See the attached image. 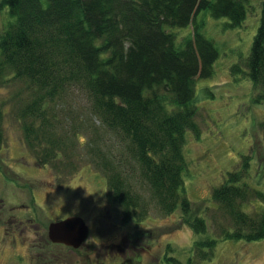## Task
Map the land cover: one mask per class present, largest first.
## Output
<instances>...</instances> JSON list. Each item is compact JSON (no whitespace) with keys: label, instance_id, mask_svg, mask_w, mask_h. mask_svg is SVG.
I'll return each mask as SVG.
<instances>
[{"label":"trees","instance_id":"trees-1","mask_svg":"<svg viewBox=\"0 0 264 264\" xmlns=\"http://www.w3.org/2000/svg\"><path fill=\"white\" fill-rule=\"evenodd\" d=\"M249 3L0 0V10L9 9L12 18L0 35V91L13 88L0 105V146L9 113L39 166L50 165L61 186V175L77 169L71 158L76 153L70 152L82 134L81 127L67 125L61 117L68 118L66 107L79 93L87 100L88 113L99 121L96 140L105 143L97 135L100 131L114 134L135 163L131 175L124 159L111 157L114 153L106 144L91 147L123 225L135 222L141 229L139 224L156 205L165 215L181 209L184 223L197 234L207 233L204 218L189 219L193 203L186 196L184 180L186 135L201 137L197 84L215 75L220 59L219 47L203 34L200 18L207 14L227 19V25L236 28L245 21ZM186 30L189 35L179 38L178 31ZM231 74L235 79L248 78L257 93L255 102H264V0L250 54L232 65ZM249 166L246 158L243 171L230 173L211 193L216 207L232 223L224 227L214 221L219 233L215 235L222 240H264V210H249L250 205L264 208V192L245 183ZM142 182L148 193L139 190ZM217 243V239L197 240L195 257L187 264L211 260ZM166 262L183 264L172 257Z\"/></svg>","mask_w":264,"mask_h":264},{"label":"rangeland","instance_id":"rangeland-1","mask_svg":"<svg viewBox=\"0 0 264 264\" xmlns=\"http://www.w3.org/2000/svg\"><path fill=\"white\" fill-rule=\"evenodd\" d=\"M261 4L262 0H250L245 21L236 28L228 26L227 19L207 14L199 17L203 34L219 47L220 59L215 75L197 84L201 137L192 132L186 135L184 180L186 196L193 203L189 219L204 218L207 233L199 235L184 224L181 209L165 215L156 205L139 224L141 229L135 222L123 226L122 214L111 203L104 174L94 164L91 147L99 143L95 138L99 121L88 113L87 100L78 93L66 107L68 118L64 114L61 117L67 125L81 127L80 143L71 152L69 148L70 153H76L71 158L77 169L64 172L65 177L60 174L61 186L50 165L39 166L23 141L18 122L6 114L0 146V264H42L45 261L40 253L60 256L57 264H166L167 257L186 264L195 257V242L208 238L218 243L212 259L202 264H264V240H222L215 235L219 233L214 221L226 224L224 227L232 223L211 199L214 188L230 173L243 171L246 158L250 166L245 183L264 192V102H255L257 93L248 78L235 79L231 74L232 65L250 54L260 25ZM10 21L9 9L0 10V35ZM189 33L178 31V37ZM12 93L13 88L1 90L0 105ZM98 133L105 139L99 144L103 148L106 144L115 160L123 158L133 175L135 163L129 161L121 139L112 133ZM147 189L142 182L139 190L148 193ZM255 206H249L250 212H263L264 208ZM69 217L83 218L91 228L92 234L80 250L47 243L49 224ZM116 243L120 245L114 246Z\"/></svg>","mask_w":264,"mask_h":264},{"label":"water","instance_id":"water-1","mask_svg":"<svg viewBox=\"0 0 264 264\" xmlns=\"http://www.w3.org/2000/svg\"><path fill=\"white\" fill-rule=\"evenodd\" d=\"M89 227L80 217H69L51 223L48 229L49 239L56 244H63L78 249L86 241Z\"/></svg>","mask_w":264,"mask_h":264},{"label":"flooded vegetation","instance_id":"flooded-vegetation-1","mask_svg":"<svg viewBox=\"0 0 264 264\" xmlns=\"http://www.w3.org/2000/svg\"><path fill=\"white\" fill-rule=\"evenodd\" d=\"M51 243L49 240L47 241V243ZM56 245V244H55ZM39 256L41 257V258H44V261L46 262H43L42 264H57L58 262H60V256H58V255H45V254H39ZM48 258H51V260L49 261L48 260ZM36 261V259L35 258H33V260L32 261ZM37 262V261H36ZM38 263V262H37Z\"/></svg>","mask_w":264,"mask_h":264}]
</instances>
